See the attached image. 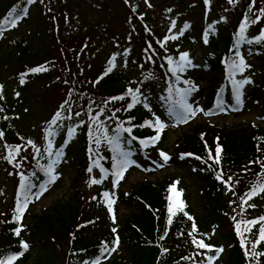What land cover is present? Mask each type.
<instances>
[{
	"label": "trees",
	"instance_id": "obj_1",
	"mask_svg": "<svg viewBox=\"0 0 264 264\" xmlns=\"http://www.w3.org/2000/svg\"><path fill=\"white\" fill-rule=\"evenodd\" d=\"M2 1L4 3L0 4V12L10 6L9 11L0 16V25L5 31L12 28L5 21L19 17L24 10L15 7L23 0H6L7 3ZM216 1L218 0H202L209 12ZM256 1L264 5V0ZM236 3L238 0L235 3H229L227 0L231 8ZM71 5L69 2L61 3L63 8L58 11L53 9L55 13H50V17L58 20L65 14L68 18L72 14ZM254 8V4L248 3L237 11L238 28L245 19L249 21ZM127 11L130 18L136 14L141 16L136 10L132 13L129 5ZM140 19L145 24L140 26V31L136 27L133 29L141 42L143 54H129L126 60L131 64L139 63L141 67L148 63L156 66L163 75L167 95L176 101L182 90L180 88L191 79L187 76L185 82L186 75L180 70L181 66L194 75L193 70L189 68L188 58L182 61L183 49L179 46L173 48L168 39L164 41L160 33L152 30L145 16ZM234 33L239 35L238 29ZM187 34L185 31L180 38ZM244 39L248 41L245 32ZM207 41L213 50L204 67L214 72L207 85H223V74H226V79L232 78V63L240 62L235 50L237 42L230 33L221 39L213 31L208 34ZM22 45L24 50L20 53L24 57L20 61L23 65L29 66L30 69L40 67L39 63L43 61L39 62V54H32L34 50L29 43L24 42ZM249 46L252 44L249 43ZM9 48L8 45L6 48L1 47L3 50ZM111 61V57L103 58L97 64L92 87L88 86L85 80H73L77 91L69 88V95L66 92L57 109L61 113L58 120L61 124L60 130L73 135L71 145L76 148V153L72 164L76 174L66 195L40 212L32 213L30 210L35 204L34 193L38 189L39 181L50 174L47 169L52 165L54 137L50 135L49 129H46L47 135L42 144H38L34 138L29 140L34 142L35 147L28 144L29 140L15 128L6 94L4 91L0 92V131L4 133L1 138L5 149L4 159L8 156L5 145L20 147L19 153L14 154L15 158L11 163L8 159L4 162L12 173L18 169L21 177L10 207L0 211V261H5L6 264L9 257L17 256L13 264H95L97 260L101 264L102 258L105 261L110 256V246L118 236L122 248L107 264H207L210 251L199 248L193 243V239L204 240L208 245L216 244L218 239L207 241L206 232L212 223L224 216V222H228L231 228L222 234L226 255L220 258L221 264H264V255H252L253 251L264 253V241H259V229L264 226V221L249 226L251 231H244L245 224L241 223L243 235L238 233L235 227L238 222L259 220L264 216V193L248 200L246 204L243 202L253 186L264 184L262 122H243L235 126L210 122L191 125L175 140L171 158H176L177 164L186 167L197 178L195 193L187 191L184 180L178 177V173L153 180L144 178L119 195V201L128 209V213L123 214L121 218L115 209L110 214L107 203L110 197H105L104 193L109 194L106 182L116 177L117 161L123 157L120 153L128 149L153 166L155 162L163 161L160 153L164 150L163 142L166 139V134L162 131L159 141L155 144L150 142L151 138L157 135L155 127L147 126V122L153 123L154 118L148 108L152 107L150 99L143 97V91L137 84L129 83L118 68L112 66L111 72L105 75ZM46 68L48 70L42 71L45 73L43 75L31 70L29 73L37 77L49 75L56 78L60 67ZM172 69L176 71L173 72ZM71 72H74V69L69 68L66 74ZM70 76L67 75L63 79L67 81L68 86L71 83ZM154 84L155 81L149 82L148 88H152ZM133 94L139 102L129 108L128 106L134 103ZM77 97L82 103V110L79 111L76 107ZM114 97L123 99H112ZM214 98V95H209L208 103L214 104ZM124 128H131L132 131L125 132ZM77 129L80 130V138L75 141L74 134ZM109 140L112 141L111 144L108 143ZM218 146L222 149L219 163L214 159ZM32 151L33 158L28 154ZM90 167L91 172L88 171ZM96 172L100 175L95 176ZM218 176L222 178L218 179ZM92 179L102 180V183L92 184ZM174 183L177 191L181 193L179 200L184 204V208L182 211H176L171 217V223H168V209L172 202L169 197L175 199L170 191ZM2 192L0 189V203ZM192 197L194 203H191ZM25 199L29 203L22 221L17 223L13 219L14 209L18 202L23 203ZM114 205L117 203L112 204ZM113 213L115 220L112 218ZM193 224L196 231H193ZM17 227H22L19 236L14 232ZM25 242L29 245L27 250L22 247ZM32 244L36 247L34 254L31 250ZM21 252L23 255H20Z\"/></svg>",
	"mask_w": 264,
	"mask_h": 264
},
{
	"label": "rangeland",
	"instance_id": "obj_2",
	"mask_svg": "<svg viewBox=\"0 0 264 264\" xmlns=\"http://www.w3.org/2000/svg\"><path fill=\"white\" fill-rule=\"evenodd\" d=\"M26 1L24 0L15 7L22 9ZM30 1L31 7L28 15L22 17L16 23L15 28L3 32L4 34L2 33L0 36V85L3 86L2 89L6 94L17 131L27 140L36 139L38 144L43 143L46 129H49L50 133L54 134L53 137L56 138V140L53 139L55 150L53 158L55 164L52 161L53 171L50 175L41 178L40 183L38 182L43 185L42 192H46L38 196L36 195L37 190L35 191V204L31 209L32 213L49 207L69 191L70 182L76 174L72 164L76 148H73L71 142L63 146L65 132L60 130L61 124L58 120L61 118V113L57 109L64 100L66 92L69 95V88L77 91L76 86L72 83L73 80H85L90 87L94 85L93 73L103 58L115 57L114 67L125 75L126 80L129 83L142 86L146 93L144 95L150 98L152 107L148 108L153 113L154 124L159 118L165 125L163 131L166 134V139L163 142V147L170 154L173 152L172 147L177 137L196 123L210 122L211 124L235 126L243 122H262L264 126V40L259 45L254 44L252 48L241 47L246 60V72L238 75L234 81L250 80L251 82L239 87V102L237 101V85L234 83L228 82L224 87L221 84L208 87V81L213 78L214 72L204 67L213 50V47L205 42L207 33L213 31L221 39L231 33L237 24L239 15L237 11L248 4L249 0H238V3L232 8L227 4V0H218L214 3L210 13L206 12L202 0ZM59 2L71 3L72 14L68 18L65 14L60 16L56 26V20L49 14L55 13L53 9L58 11L63 8ZM3 3L0 0V4ZM128 5L135 7L141 15L145 16L149 20L152 30L160 33L161 37H178L170 40L193 57V60L190 61L192 64L190 68L194 73L192 78L197 79L199 84H197L198 86H186L178 102L174 103L166 95L162 73L156 66L147 64L140 67L139 64L127 62L126 54L130 51L135 55H140L142 52L141 42L132 28L134 24L140 31L141 23L138 18L133 19V23L131 22L127 11ZM9 8L10 6L0 12V16L7 13ZM261 9H264V5L260 7L258 4L252 9L249 16L251 22L255 20L257 10H260V13L264 15ZM263 24L264 20L252 23L250 31L255 30L251 32L250 39L255 40L258 35H261L259 29ZM186 25L187 27H185ZM92 27L99 31L91 32L90 35L84 32ZM184 31L188 32L187 36L180 39ZM110 34H118V37H111ZM24 42L33 47L32 54L35 52L39 54L40 61L50 62L51 67H60L56 78H51L49 75L37 77L23 74L25 66L20 59L24 55L20 51L24 50L22 47ZM18 44H20L19 47H16ZM6 45L10 48L1 49L2 46L6 48ZM125 65L127 66L125 67ZM69 68L74 69V72L66 74ZM184 72L188 75L186 69ZM67 75H71L69 86L67 81H63ZM21 79L26 83H21ZM154 81L155 84L152 88L156 86V89L148 88L149 82ZM209 95H214L216 100L220 99L222 102L218 104V109L213 113H211L210 107L212 105L208 103ZM77 99L76 107L79 111L82 110V103L78 97ZM182 104L191 106L192 111L186 112ZM57 112L60 113V118L53 124L51 122ZM79 138L80 130L77 129L74 140L78 141ZM28 154L33 158V151ZM4 155V144L0 139V189L3 191L0 211L10 207L21 180L19 170L15 169L12 173L8 165L5 164ZM127 158L129 173L127 171L118 184L109 188L111 199L117 203L116 206H111L109 211L116 209L121 218L123 214L128 213V209L122 202L120 203V193L144 178L153 180L178 173V177L183 178L187 191L192 194L196 191L197 178L186 167L177 164L176 158L166 162L167 167H156L155 170L138 156H128ZM22 168L25 169V167ZM52 176H55L56 179L52 180ZM39 184L38 187H40ZM191 203H194L193 197ZM245 211L243 215H245ZM224 219V216H220L206 232L207 241L218 239L216 244H211L210 257H216L215 249L223 248V252L219 254L218 258L208 261L207 264H221L222 259L220 258L226 255L222 234L231 226L228 222H224ZM31 246L34 254L36 247L33 244ZM110 248H115V251H112L108 259L101 264L109 263L110 259L114 258L121 250L120 240L118 246L113 243Z\"/></svg>",
	"mask_w": 264,
	"mask_h": 264
},
{
	"label": "snow or ice",
	"instance_id": "obj_3",
	"mask_svg": "<svg viewBox=\"0 0 264 264\" xmlns=\"http://www.w3.org/2000/svg\"><path fill=\"white\" fill-rule=\"evenodd\" d=\"M32 2H34V0H32ZM206 2H207V0H206ZM235 2H236V0H229V3H235ZM252 2L254 4L255 0H252ZM249 10H251V9H249ZM261 12L264 13V9H261ZM18 18L19 17H15V18H12V19H7L5 21V23L6 24H10L12 27H15L16 26V19H18ZM256 22H257L256 20L252 21V23H256ZM174 26L175 25L173 24V27ZM247 26H248V22H247V19H245L244 23L240 26V31H239L240 40H243L244 32H245V29H246ZM185 27H187V25ZM3 30H4L3 26L0 25V34H2ZM177 38L178 37H176V36L169 37V39H177ZM256 39L258 41L259 40H264V31H262L261 35L259 37H257ZM240 40H238L237 43H239ZM205 42H207V37L206 36H205ZM248 42L251 43V41H248ZM114 60H115V57H113V61L110 62V67L107 69L105 75L107 74V72H111L112 66H114ZM181 60L182 61H186L187 60V53L182 54ZM169 63H171V60H169ZM188 63L190 64V61H188ZM233 67L236 70H238L240 72H243L245 70V63H244L243 58L241 57L239 64H235V65H233ZM47 70L48 69L46 67H44V66H40V67L31 69V71L35 72V73L42 72V71H47ZM180 70H183V66H181ZM172 71L175 72L176 69H172ZM250 82H251L250 80L233 81V83L235 85H237V101L238 102H239V95H240L239 94V87L242 86L243 84L250 83ZM21 83H24L23 79H21ZM2 88H3V86L0 85V92H2ZM129 92L131 93V90H129ZM17 95H18V93H17ZM0 98H2V96H0ZM112 99H123V97H114ZM133 102H134L133 104H130L128 106L129 108L133 107L135 103L139 102L137 100L135 94H133ZM182 107H183V109L186 112H191L192 111L191 106H189L187 104H182ZM0 110H2V109H0ZM59 118H60V113L57 112L56 116L54 117V119H53V121L51 123L55 124L56 120L59 119ZM147 126L155 127L157 129V135L152 137L151 140H150V142L152 144H155L157 141H159L160 133L163 131L165 125L159 120V118H157L154 125H153V123L151 121H149V122H147ZM123 131L130 133L132 131V129L131 128H124ZM73 132H74V130H73ZM3 135H4V133L2 131H0V138H2ZM97 143H99V141H97ZM108 143L111 144L112 141L109 140ZM141 143H146V142L145 141H141ZM28 144H30L33 147H35L34 142H32L31 140L28 141ZM5 147L8 149V156H6L5 159H8L9 162L11 163L14 160V158H15L14 154H18L19 153L20 147L16 146V147L13 148V147L8 146V145H5ZM50 147H51V144H49V148ZM38 151H39V149H37V152ZM221 151H222V149L218 146L217 149H216V156L214 158L217 163H219V158H220ZM49 154H51V153L49 152ZM120 155H122L123 157H127L128 154L127 153H120ZM160 155L165 161H167L169 159V157H168V155L166 153L161 152ZM53 164H55V161H53ZM117 166H118V170L116 171L115 175L117 177L116 183L118 184L119 180L123 178L124 171H126V169H127V167L129 165H128L127 161L124 160L123 162L122 161H117ZM47 171L49 173H51L53 171V165H49V168L47 169ZM88 171L91 172L92 168L90 167L88 169ZM217 178L220 179L222 177L218 176ZM54 179H56V177L52 176V180H54ZM91 183L92 184L102 183V180L92 179ZM22 187H23V185H22ZM170 191L174 194L175 199L173 197H169L170 201H172V202L170 203V206H169V209H168V211L170 213L169 219H168V223H171V217L176 214V211H178V210L182 211L183 208H184V204L179 200V197H180L181 193L177 191L175 183L172 185ZM261 193H264V184H258L256 186H253L251 191L248 194H246L247 198L243 202L246 204L248 202V200H251L253 197L258 196ZM104 196L105 197H109V194L108 193H104ZM28 203H29V201L27 199H25L23 203H20V202L17 203V206L14 209V213L15 214H14V217H13L14 221H16L17 223L22 221V218H23L24 212L27 209ZM107 203H108L109 209L111 210V206L114 203V201L109 198L107 200ZM249 207H255V205H249ZM112 218H113V220H115L114 213H113ZM189 219H192V218L189 217ZM233 219H235V217H233ZM262 221H264V216L260 217L259 220L238 222L236 224V226H235L236 227V231L238 233H240L241 235H243V233L241 232V223L245 224L244 231H251V227H249V226H254V225L258 224V223H261ZM192 227H193V231H196L195 224H193ZM21 231H22V227H17V228L14 229V232H15V234L17 236L20 235ZM113 231H115V229H113ZM259 241H264V226H261L260 229H259ZM193 243L196 244L201 249L212 250V246L206 244L204 242V240L193 239ZM115 244H116V246L119 245V237L118 236L116 237ZM22 247H23L24 250H27L29 245L25 242V243L22 244ZM253 248H255V245H253ZM111 250L115 251V248H113ZM105 251H107V249H105ZM215 251H216V254H217L216 257H209L208 258L209 261H212L215 258H218L219 254L221 252H223V248H217V249H215ZM20 255H23V252H21ZM252 255L259 256V255H264V253H256L255 251H253ZM17 258H18L17 256L9 257L7 259L6 264H13V262ZM0 264H5V261H0ZM95 264H99V261H96Z\"/></svg>",
	"mask_w": 264,
	"mask_h": 264
}]
</instances>
